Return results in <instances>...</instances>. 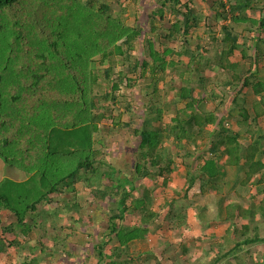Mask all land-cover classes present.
Returning a JSON list of instances; mask_svg holds the SVG:
<instances>
[{"label":"trees","instance_id":"16d2710c","mask_svg":"<svg viewBox=\"0 0 264 264\" xmlns=\"http://www.w3.org/2000/svg\"><path fill=\"white\" fill-rule=\"evenodd\" d=\"M23 1L29 2L0 0V9ZM33 1L34 6L40 3L47 8L49 16L43 14L44 22L39 24V29L37 24L29 27L32 23H28L26 33L21 31L19 35L31 37L33 42L35 39L44 50L37 49L35 61H21L16 69L12 67L0 73V138L3 142L9 139L12 142L14 138L17 151L21 148V153L29 156L25 166L12 167L26 178L0 179V210L7 209L14 216L13 221L1 226V234L13 235L9 241L1 238L2 251L15 247L26 248L31 253L34 250L28 244L31 235H36L34 240L38 239L46 248V243L41 241L47 234L46 226L33 215L39 206L53 200L52 193L74 191L76 183L81 181L95 201L108 196H113L114 200L107 227L102 231L104 237L94 244L96 264H134L135 256L129 253V243L155 232L165 208L169 218L172 216V226L180 227L187 219L185 211L175 207L178 200L174 197L155 205L150 195L131 197L135 189L132 180L150 179L173 170L175 153L164 142L169 140L182 151L177 153L188 177L183 194L188 195L199 175L201 191L216 188V218L228 222L220 239L223 242H217V250L207 264H264V247L256 252L258 255L254 253L255 246H264V119L258 110L259 104L264 105V74L258 66L264 44L261 36L264 0H213L212 17L219 20L214 27L199 11V4L204 0L182 3L181 0H158L153 14L160 17L168 11L170 25L167 30L155 28L156 34L165 40L181 37L183 41L176 52L171 47L159 51L148 40L150 60L141 61L131 50L142 28L111 13L105 0H56V4H52L54 0ZM254 11H258L257 16ZM59 16L58 24L54 22L52 26V21ZM202 20L206 41L190 49L188 45L194 41L195 30ZM242 25L252 30L248 45L247 38L239 40ZM40 26L48 29L45 31ZM235 49L240 50L241 59L228 61L225 56ZM174 52L179 56L188 54L184 69L180 70L182 60L170 56ZM204 52L209 55L204 56ZM205 59L221 69V80L216 86L210 85L215 77H202L198 72L200 68L192 64ZM244 60L249 63L241 72L238 69ZM167 68L177 71L181 82L175 114L162 120V109L156 99L149 92L145 94L148 112L141 126L133 129L140 140L129 178L101 158L104 144L101 142V146L96 147L94 134L105 122L110 123L112 130L130 126L129 122L120 120L119 114H112L113 106L118 108L120 102L125 103L123 109L128 111L133 103L131 97L117 92L119 82H137V78L145 77L147 72L153 80L163 79ZM114 72L117 77L113 76ZM195 87H200L198 94ZM248 87L258 96L253 115L240 96ZM156 88L155 85L154 91ZM211 99L217 106L231 103L227 109L229 113H237L236 127L229 124L227 113L217 111L218 107L204 108L203 101ZM187 123L190 129L185 127ZM197 139L200 144L195 143ZM202 145L206 149H202ZM1 160L3 169L9 173L11 167L5 164L12 165L4 157ZM192 160L199 169L198 174L190 169ZM225 178L227 192L236 196L234 200H226L227 195L219 190ZM126 184L129 185L125 189ZM60 203L64 211L74 209L79 213L82 209L77 201L62 199ZM127 211H134L137 221L117 223L115 219L124 218ZM28 216H31L30 221ZM60 216L51 210L48 219L52 226L59 224ZM49 237L52 242L49 247L58 245L62 253L67 250L66 238ZM110 243L113 245L105 252V245ZM28 261L21 264H30ZM201 262L198 256L195 264L204 263Z\"/></svg>","mask_w":264,"mask_h":264},{"label":"rangeland","instance_id":"374dc122","mask_svg":"<svg viewBox=\"0 0 264 264\" xmlns=\"http://www.w3.org/2000/svg\"><path fill=\"white\" fill-rule=\"evenodd\" d=\"M28 1L29 2L23 1L15 5L11 4L0 9V73L9 68L16 69V66L20 64L21 61H35L37 49L44 50L42 46L38 45L34 37L33 42L31 37L26 36L24 38L19 35L21 31L23 34L26 33L25 27L26 25L28 26V23H32L29 24V27H33V25L36 26L35 24H37L36 27L39 29V24H41V22L43 24L44 22L43 14L49 16V10L47 8L41 7L40 3L34 6L32 2L35 1L33 0ZM105 1L110 6L111 13L113 12L114 15L119 16L127 23H138L142 28L141 35L132 43L131 52L137 60H150L148 40H151L154 47L159 51H163L168 47L175 49L176 52L180 50L181 41H183L181 37L165 40L156 34L157 30H155V28L167 30L170 25L168 11H164L163 16L160 17L154 16L153 14V11L156 10L158 6V0ZM184 1L185 0H181V3ZM52 4H56V0H54ZM199 6V11L204 17L208 18V22L214 27L219 20L212 17L213 0H204ZM253 14L257 16L258 11H254ZM55 19L56 21H52L51 23L52 26L58 24L60 16L55 17ZM204 25V21L202 20L200 27L195 30V37H192L194 41L188 45L190 49H195L196 44H203L206 41L207 36L204 32ZM245 27L246 25L240 26L241 35L239 40L241 41L243 38H247L245 42L248 45L251 42L250 37L252 30L248 31ZM40 28H43L45 31L48 29L42 26H40ZM16 33H18V36H15ZM261 36L264 37V32H261ZM248 51L250 52L251 49H248ZM261 51L262 54L258 57V66L262 68V74H264V44L261 46ZM207 55L209 54L204 52V56ZM32 56H34V58H32ZM170 56L183 61V64H179L180 70L184 69L189 61L188 54L186 53L179 56L174 52V54ZM167 57H169V55ZM225 58L228 61L240 60V50L235 49L233 52L227 54ZM248 63V60H244L238 70L241 72L244 71ZM192 64L194 67L200 68L198 72L202 77H215V82L210 83L211 86H216V83L221 80V75L219 74L221 69L213 61L205 59L201 61V63L193 61ZM147 74L148 75L145 77L137 78V82L132 80L128 82L129 84L119 82L117 92L127 95L128 98L131 97L133 103L128 111L123 109L125 103L120 102L118 108L113 106L112 114L113 116L119 114L120 120L122 122H129L130 126H121L120 128L112 130L109 128L110 123L105 122V124L99 125V131L94 134V138L97 140L95 146L100 147L101 142L104 144L101 158L114 166L117 171H121L122 175H126L129 178H131L130 171L133 170L136 161V152L140 140L139 135L133 133V129L141 126L142 120L148 112L145 94L149 92L148 94L156 99V104L162 109V120L164 121L170 119V117L175 114L177 107L178 91L181 83L178 72L172 68H167L164 78L158 80H153L150 76V72H147ZM113 76L117 77V73L114 72ZM145 85L148 87H145ZM155 85L157 88L154 91ZM199 91L200 87H195V94H198ZM240 96L244 100L243 105L248 109L249 113L253 115L254 104L258 100V96L253 94L250 87L242 91ZM230 104L231 103L225 106H217L213 99L203 101L204 108H219L217 110L218 112L227 113L226 116L229 118V124L232 127H236L234 119H236L237 113L228 112L229 110L227 107ZM258 110L264 119V105L259 104ZM154 124L160 125V122H155ZM161 126L164 128L165 124ZM185 127L187 129L191 128L189 123H187ZM164 142L169 144L171 150L175 153L173 170L150 179L140 178L136 181L132 180L131 182H134L135 189L131 192V197H140L141 194L150 195L153 205L161 203L165 198L170 199L174 197L178 200L175 207L177 206L183 209L187 214V219L185 224L180 227L172 226V216L169 218L166 212L167 209L165 208L158 220L157 226L159 227L156 228L155 232L152 231L147 233L144 238L130 242L129 253L135 256L134 264H195L198 256L202 259L201 263L204 262L203 264H207V261L212 257L214 251L217 250L216 244L218 241H221V236L228 226V222H222L216 218V188L209 187L207 188L208 190L201 191L199 186V175L188 195L183 194L182 189L188 177L184 166L180 162L179 154L182 153V151L174 142L169 140H164ZM195 143L200 144L201 142L197 139ZM15 145L14 138L12 142L11 139L3 142L0 138V156L6 158L7 163L12 165L9 166L5 164L6 167H11L8 170L9 173H6L7 170L5 168L3 169L0 163V179L6 177V179L18 181L26 178L25 174L20 175L18 172H15V169L28 164L29 156H24L26 153H21V145H19L20 151H17ZM189 146L193 147L191 143H189ZM202 147V149H206V146L202 145ZM177 152H179V154ZM190 169L193 173L198 174L199 169L196 167L193 160ZM17 175L19 176L17 177ZM220 183L221 186L219 190L227 195L226 200H234L236 196L229 191L227 192L226 178L224 182ZM128 185L129 184H126L124 188L126 189ZM252 190L255 192L254 188ZM51 197L53 200L39 206L38 211L33 215L37 222L43 223L46 226L47 234L41 241H44L47 247H42L38 239L34 240L36 235H31L32 239L23 238L28 239V244L33 247L34 250L31 253H29L26 248L21 249L15 247L9 248L7 252H4L0 247V264H21L25 260H29L28 263L30 264L97 263L94 244L100 242L102 237H104L102 231L107 227L106 221L110 214L111 202L114 201L113 196H108L105 200H96V202L89 193V188L85 187L80 181L76 183L74 191H68L66 193L55 192L51 194ZM62 199L77 201L82 209L79 210V213L74 209L64 211L60 203ZM125 202L128 204V200ZM51 210L61 215L60 222L56 227L52 226L48 219ZM200 213H202L201 216H203V219L200 218ZM30 217L31 216H28V221L31 220ZM0 219V240L3 237L9 241L13 235L10 233L1 234V226L13 221L14 216L7 209H2L0 210ZM137 219V214L134 213V211H127L124 218L115 219V221L119 224H132L135 223ZM37 229L39 230L40 228H36V230ZM39 231L42 232V229ZM262 234L264 235V228H262ZM50 235L66 238L68 243L67 250L62 253L58 245L49 247L52 245V242H49V240H51V237H49ZM111 245H113V243L105 245L104 251L108 252ZM258 246H255L254 253L263 250V244H259ZM42 249L45 251H41ZM258 254L259 253H256V255Z\"/></svg>","mask_w":264,"mask_h":264}]
</instances>
